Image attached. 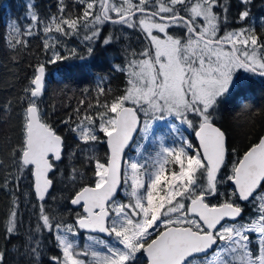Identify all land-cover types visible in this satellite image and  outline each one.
Segmentation results:
<instances>
[{
  "label": "snow or ice",
  "instance_id": "obj_1",
  "mask_svg": "<svg viewBox=\"0 0 264 264\" xmlns=\"http://www.w3.org/2000/svg\"><path fill=\"white\" fill-rule=\"evenodd\" d=\"M252 3L238 0L233 17L231 0H57L43 16L27 0L26 28L9 22L10 59L19 64L34 29L44 34L45 58L28 64L19 94L0 105L18 117L15 142H4L10 163L0 156V188L15 189L0 221V264H264V105L246 102L255 99L254 78L264 84V16L252 18ZM109 24L121 34H105ZM125 28L142 47L125 48L123 65L112 66L125 77L121 89H83L60 120L74 137L69 148L42 107L48 66L87 61L98 43L128 39ZM72 36L83 52L61 39ZM230 105L236 121L244 117L232 126L245 128L242 153L224 117ZM65 157L73 163L61 168ZM24 179L30 191L21 195H34L38 213L22 233L15 192ZM58 181L67 215L47 204Z\"/></svg>",
  "mask_w": 264,
  "mask_h": 264
},
{
  "label": "trees",
  "instance_id": "obj_2",
  "mask_svg": "<svg viewBox=\"0 0 264 264\" xmlns=\"http://www.w3.org/2000/svg\"><path fill=\"white\" fill-rule=\"evenodd\" d=\"M27 0H0V105H2L7 99H14L16 95L19 94L26 74H30L31 69L28 67L29 63L35 64L37 58L43 60L44 51H43V39L44 34L39 32L35 34L36 30L34 29V35L31 37H24L29 41V48L24 50L21 54L22 59L19 64H15L11 61L10 56L13 54L12 50L7 47V42L10 39L11 29L9 28L10 20L18 21L19 26L23 29L26 28L29 23V17L26 16L25 3ZM38 6L39 12L43 16H47L51 13L56 12V2L57 0H31ZM71 2V0H69ZM232 10L231 14L235 17L238 10L239 4L238 0H231ZM251 15L255 21H259V18L264 16V0H253L251 6ZM230 27H239V24L233 22L230 24ZM120 25L109 24L105 27V34L112 32L115 35L121 34ZM259 30V27H258ZM124 32L128 34V39H123L121 37L120 41L115 42L111 46H102L99 45L95 49L94 56L88 58L87 61L80 60H70L62 64L49 65L47 72V91L43 97L42 107L46 112L51 116V119L59 125V130L66 137V143L69 148L74 142L73 134L66 130V126L60 124V120L63 119L66 114L71 110L72 107H75L78 103V100L81 98V91L85 88L89 89L93 94L98 84L100 86L108 87L110 86L113 89H121L124 84L125 77L122 73L117 72L112 67L116 64L123 65L125 57V48L139 49L142 47L143 38L138 37L140 34L135 32L132 29H123ZM62 41L69 47H77L80 51H84V46L80 42V38L76 36L72 37H61ZM87 64L89 70L82 73L78 66ZM14 73H18L21 76L19 82L14 81ZM105 76L107 80L101 82L99 77ZM256 81V91L255 99L246 101L247 103L252 104L253 106L264 105V84H261L259 78H254ZM14 84V87L12 86ZM252 95L251 93L249 94ZM239 103V99L236 101ZM56 106V111H52V106ZM68 105L69 107H64ZM232 106H229V111L224 113L229 124L230 138L233 146L238 147L241 150V153L244 149L247 148L249 141L243 138V132L245 131L244 127H236L233 129V125L239 123L244 125V117L241 115L239 121H236L234 117L236 116V111L231 110ZM257 129L253 134V138L257 134L261 133L260 120L261 117L257 116ZM18 125V117L13 113L11 116H7L3 113H0V156H2L7 163L8 161L7 151L5 148V140L8 137H11L13 142H15V132L17 131L16 126ZM163 129V127H158ZM184 135L191 136L190 129H182ZM194 140V139H193ZM167 143L172 142V138L169 137ZM101 154L106 150V146L101 144L98 146ZM134 152H130L129 155H134ZM71 163L67 157H65L63 163L60 165L61 168L65 166H71ZM5 175V170L0 169V183L3 182ZM30 179V178H29ZM29 179H24L21 182L20 190L16 191L15 194L20 196L19 201V220L21 223V232H25L29 227L34 228L37 223V213L38 208H34L33 205L37 204V201L33 196L28 197L27 200L21 195L24 191H30L29 189ZM13 191L15 189L10 186L8 189L0 188V221H3L7 216L8 210L11 206L13 199ZM52 195L56 196L57 199L54 201L52 199L47 200V204L51 209L57 210L59 213H64L67 215V208L71 207L67 205V202L62 199L63 196H67L68 192L64 190V185L57 182L56 188L52 190ZM123 198V194H121ZM70 220V217H68ZM47 240L52 238L45 233ZM16 243V241H13ZM4 244V233L3 229L0 228V246ZM11 249V245H8ZM50 253L54 254L56 249L49 245ZM46 259V257H45Z\"/></svg>",
  "mask_w": 264,
  "mask_h": 264
},
{
  "label": "rangeland",
  "instance_id": "obj_3",
  "mask_svg": "<svg viewBox=\"0 0 264 264\" xmlns=\"http://www.w3.org/2000/svg\"><path fill=\"white\" fill-rule=\"evenodd\" d=\"M164 123H165V122H163V121L158 122V123H157V127H160V126L163 127ZM163 130H164V131H167L166 129H163ZM185 136H186V135H185ZM81 242H83V238L81 239Z\"/></svg>",
  "mask_w": 264,
  "mask_h": 264
},
{
  "label": "water",
  "instance_id": "obj_4",
  "mask_svg": "<svg viewBox=\"0 0 264 264\" xmlns=\"http://www.w3.org/2000/svg\"><path fill=\"white\" fill-rule=\"evenodd\" d=\"M193 139H194V137H193Z\"/></svg>",
  "mask_w": 264,
  "mask_h": 264
}]
</instances>
